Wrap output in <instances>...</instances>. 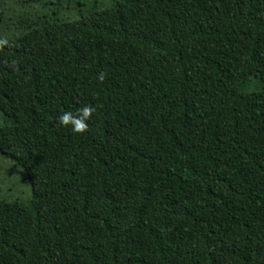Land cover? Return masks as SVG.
<instances>
[{
  "label": "trees",
  "instance_id": "obj_1",
  "mask_svg": "<svg viewBox=\"0 0 264 264\" xmlns=\"http://www.w3.org/2000/svg\"><path fill=\"white\" fill-rule=\"evenodd\" d=\"M0 39V156L31 189L0 197V264H264V0L96 2ZM85 105L86 133L59 123Z\"/></svg>",
  "mask_w": 264,
  "mask_h": 264
},
{
  "label": "rangeland",
  "instance_id": "obj_2",
  "mask_svg": "<svg viewBox=\"0 0 264 264\" xmlns=\"http://www.w3.org/2000/svg\"><path fill=\"white\" fill-rule=\"evenodd\" d=\"M96 2L107 6L110 0H0V37H12L23 24L50 14L52 10H57L63 19H75L80 13L95 9ZM1 122L0 115V125ZM0 197L20 202L31 198V189L22 171L1 156Z\"/></svg>",
  "mask_w": 264,
  "mask_h": 264
},
{
  "label": "clouds",
  "instance_id": "obj_3",
  "mask_svg": "<svg viewBox=\"0 0 264 264\" xmlns=\"http://www.w3.org/2000/svg\"><path fill=\"white\" fill-rule=\"evenodd\" d=\"M9 41L7 39H0V49L8 45ZM105 73H100L98 79L103 81L105 78ZM96 112V108L91 105H85L81 109H78L76 113L70 111L63 112L59 116V123L62 126H71V130L77 134H84L89 130V121L93 113Z\"/></svg>",
  "mask_w": 264,
  "mask_h": 264
}]
</instances>
